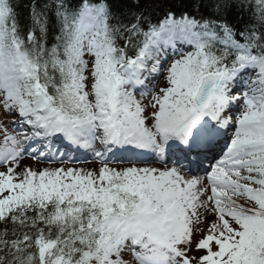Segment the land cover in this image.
Masks as SVG:
<instances>
[{"label":"snow or ice","instance_id":"snow-or-ice-1","mask_svg":"<svg viewBox=\"0 0 264 264\" xmlns=\"http://www.w3.org/2000/svg\"><path fill=\"white\" fill-rule=\"evenodd\" d=\"M0 264H264V0H0Z\"/></svg>","mask_w":264,"mask_h":264},{"label":"rangeland","instance_id":"rangeland-1","mask_svg":"<svg viewBox=\"0 0 264 264\" xmlns=\"http://www.w3.org/2000/svg\"><path fill=\"white\" fill-rule=\"evenodd\" d=\"M114 167H123L124 165H113ZM81 167H96V165H92V164H88V165H85V166H81Z\"/></svg>","mask_w":264,"mask_h":264},{"label":"trees","instance_id":"trees-1","mask_svg":"<svg viewBox=\"0 0 264 264\" xmlns=\"http://www.w3.org/2000/svg\"><path fill=\"white\" fill-rule=\"evenodd\" d=\"M23 3H28V0H22Z\"/></svg>","mask_w":264,"mask_h":264}]
</instances>
